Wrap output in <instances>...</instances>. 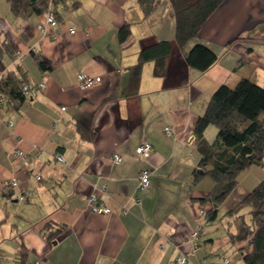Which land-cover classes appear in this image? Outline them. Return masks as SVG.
<instances>
[{
	"label": "crops",
	"instance_id": "obj_1",
	"mask_svg": "<svg viewBox=\"0 0 264 264\" xmlns=\"http://www.w3.org/2000/svg\"><path fill=\"white\" fill-rule=\"evenodd\" d=\"M52 7L57 24L43 33L37 26L44 14L17 17L0 0V81L20 66L28 84H46L17 109L0 106L1 263L168 264L184 255L183 264H223L225 258L239 264L245 243H233L220 218L251 189L237 184L215 219H205L213 181L198 170L195 176L200 154L194 126L221 84L250 78L264 87V0H224L206 19L197 41L218 58L205 71L184 60L195 41L183 49L175 45L169 0L148 15L137 0H54ZM124 24L129 35L120 42L117 30ZM162 40L172 43V51L159 77L153 61L138 62V52ZM34 54L47 69L38 67ZM81 72L100 81L82 90ZM77 122L95 133L93 139L80 136ZM212 127L204 132L208 142ZM15 137L28 166L8 156ZM144 141L153 147L146 160L135 153ZM55 152L66 164L54 159ZM142 166L151 171L146 190L137 189ZM11 178L17 186L3 188ZM91 192L110 213L90 210ZM46 221L65 227L52 246L41 233ZM196 228L199 236L191 242Z\"/></svg>",
	"mask_w": 264,
	"mask_h": 264
},
{
	"label": "trees",
	"instance_id": "obj_2",
	"mask_svg": "<svg viewBox=\"0 0 264 264\" xmlns=\"http://www.w3.org/2000/svg\"><path fill=\"white\" fill-rule=\"evenodd\" d=\"M159 1L137 0V3L141 11L148 15ZM223 1L169 0L175 20V45L183 49L189 41H195L184 53L188 66L205 71L216 62L217 54L197 40L203 23ZM6 2L10 12L17 17L28 18L51 11L57 18L52 7L54 0ZM128 35V24L118 28L117 37L120 42L125 41ZM171 51L170 41L144 45L138 52V62L153 61V75L161 77ZM34 57L40 69L48 68L42 56L34 54ZM26 83L25 71L17 66L0 81V96L8 99L0 103V106L17 109L26 98L21 90ZM209 125H214L217 130L212 142H208L204 136ZM76 129L84 139H93L95 135L80 122L76 123ZM194 133L200 154L195 176L198 178V170L209 175L213 181L212 190L206 198L211 202V208L204 213L205 219L210 221L215 219L218 207L237 186L240 172L251 165L264 166V87L250 78H241L233 86L221 84L212 93L204 112L197 118ZM243 208L247 209L246 213H242ZM220 219L226 220L227 232L233 243H245L239 249L243 264H264V179ZM64 231V226L59 227L51 221H46L41 227V233L49 246L55 244ZM25 255V251H20L18 259L23 261Z\"/></svg>",
	"mask_w": 264,
	"mask_h": 264
},
{
	"label": "built area",
	"instance_id": "obj_3",
	"mask_svg": "<svg viewBox=\"0 0 264 264\" xmlns=\"http://www.w3.org/2000/svg\"><path fill=\"white\" fill-rule=\"evenodd\" d=\"M56 24H57V21L53 13L51 11H48L47 13H45L43 21L38 24L37 28L41 32L47 33L48 28L55 26ZM69 31L71 33L75 32L73 28H69ZM51 35L53 36L54 34L51 33ZM99 81H100L99 76H92L84 72H81L77 75V84L79 88L82 90H87L91 88L94 84L98 83ZM45 87H46L45 83H34V84L26 83L22 85L21 90L25 96H33L37 94L38 92L43 91ZM6 101H8L7 98L0 96V103H4ZM64 108L65 107L63 106L61 109H64ZM8 123L11 125L12 121L9 120ZM165 132L167 134H170L172 130L170 127H165ZM20 142H21V138L15 137L16 146L11 151L8 152V156L20 157L21 159H23L25 166H28V161H27L28 154H26L22 149L18 148V144ZM35 150H36L35 152L38 154L40 148L35 147ZM152 150H153L152 145L149 142L144 141L140 143L138 146H136L135 153L138 156H140L142 159L146 160L150 156ZM54 159L61 164H66V159L61 152H55ZM113 161L115 163H119L121 161V157L118 154H113ZM150 173L151 171L148 167L142 166L140 168L139 173H138V178H137V189L138 190H146L150 187L151 185ZM36 177L37 179L40 178L39 175H36ZM1 186L3 188L17 186V179L16 178L5 179L1 182ZM135 202L140 204V199L135 197ZM87 204L90 210L94 213L108 214L111 212V208L108 205H106L100 199V197L94 192H91L88 194ZM202 214L204 215V212H202ZM199 232H200L199 228H196L195 230H193L190 234L189 241L194 242L195 240H197L199 236ZM185 262H186V257L184 255H178L173 260L169 261L168 264H177V263L183 264ZM229 262L230 261L225 258L223 261V264H229Z\"/></svg>",
	"mask_w": 264,
	"mask_h": 264
},
{
	"label": "rangeland",
	"instance_id": "obj_4",
	"mask_svg": "<svg viewBox=\"0 0 264 264\" xmlns=\"http://www.w3.org/2000/svg\"><path fill=\"white\" fill-rule=\"evenodd\" d=\"M213 129L215 130L213 137L215 138L216 135V127L212 125ZM213 138V139H214ZM209 176V175H207ZM264 179V166H257V165H251L250 167L244 169L242 172H240L238 176V185L241 187H248V189H252L259 181ZM247 209L243 208L242 213H246ZM247 214H245V218L247 219ZM236 258V257H235ZM241 260V259H240ZM7 261V260H5ZM242 260L239 261V264H241Z\"/></svg>",
	"mask_w": 264,
	"mask_h": 264
}]
</instances>
